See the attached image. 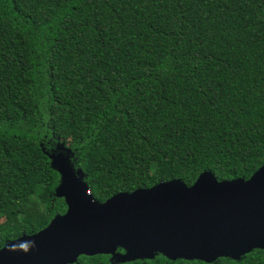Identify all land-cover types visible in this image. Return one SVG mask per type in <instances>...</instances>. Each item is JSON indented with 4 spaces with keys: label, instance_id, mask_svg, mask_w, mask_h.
<instances>
[{
    "label": "trees",
    "instance_id": "16d2710c",
    "mask_svg": "<svg viewBox=\"0 0 264 264\" xmlns=\"http://www.w3.org/2000/svg\"><path fill=\"white\" fill-rule=\"evenodd\" d=\"M60 156L99 203L205 172L249 180L264 164V0H0V250L65 214ZM210 264H264V249Z\"/></svg>",
    "mask_w": 264,
    "mask_h": 264
},
{
    "label": "water",
    "instance_id": "95a60500",
    "mask_svg": "<svg viewBox=\"0 0 264 264\" xmlns=\"http://www.w3.org/2000/svg\"><path fill=\"white\" fill-rule=\"evenodd\" d=\"M65 161L53 160L65 214L7 244L0 264H75L96 255L134 261L156 253L210 264L264 249V164L249 180L219 182L205 172L190 187L172 180L99 203Z\"/></svg>",
    "mask_w": 264,
    "mask_h": 264
},
{
    "label": "rangeland",
    "instance_id": "374dc122",
    "mask_svg": "<svg viewBox=\"0 0 264 264\" xmlns=\"http://www.w3.org/2000/svg\"><path fill=\"white\" fill-rule=\"evenodd\" d=\"M59 135L61 137L60 140L62 142H64L65 145L69 146L70 145V139L67 136V134H65L64 132H59Z\"/></svg>",
    "mask_w": 264,
    "mask_h": 264
}]
</instances>
